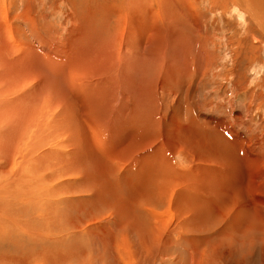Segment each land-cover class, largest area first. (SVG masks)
I'll list each match as a JSON object with an SVG mask.
<instances>
[{"label": "rangeland", "instance_id": "obj_1", "mask_svg": "<svg viewBox=\"0 0 264 264\" xmlns=\"http://www.w3.org/2000/svg\"><path fill=\"white\" fill-rule=\"evenodd\" d=\"M246 3L0 0V185L54 200L18 216L32 232L0 223V264H264V16Z\"/></svg>", "mask_w": 264, "mask_h": 264}, {"label": "bare ground", "instance_id": "obj_2", "mask_svg": "<svg viewBox=\"0 0 264 264\" xmlns=\"http://www.w3.org/2000/svg\"><path fill=\"white\" fill-rule=\"evenodd\" d=\"M243 2L244 1H246L247 3L245 4V5H247V7L249 8V7H251V6H253L254 5V10L256 11V13H257V17L259 18L260 16H264V14H262V13H264V0H242ZM257 3H260L259 5H257ZM255 4H256V6H260L261 5V8H258V7H255ZM251 5V6H250ZM177 16V15H176ZM261 18V17H260ZM261 21V20H260ZM5 29V28H4ZM177 39V38H176ZM157 53V52H156ZM158 55V54H157ZM56 60V59H55ZM53 62V61H52ZM54 64V63H53ZM57 66H58V68H61L60 67V62L59 63H57ZM68 65H66V67H67ZM52 70V69H51ZM50 70V71H51ZM67 70V69H66ZM53 72H54V70H53ZM178 81V80H177ZM175 84V83H174ZM178 84V83H177ZM171 85V84H170ZM176 86H178V85H176ZM169 87V86H168ZM18 88H19V86H18ZM170 88V87H169ZM176 88V87H175ZM21 89V88H20ZM15 90V89H14ZM6 92H7V94H9V92H10V89L9 88H7L6 90H5ZM173 91V90H172ZM4 92H0V94H3ZM12 93V92H11ZM130 96V95H129ZM6 110V109H5ZM8 110H11L12 111V109H8ZM13 110H15V109H13ZM189 110V109H188ZM18 112V111H17ZM12 116V115H11ZM15 116V115H14ZM32 116H30V118H31ZM27 119V118H26ZM25 119V120H26ZM41 119V118H40ZM25 120H21V121H25ZM20 121V122H21ZM39 121V120H38ZM42 121V120H41ZM19 125V124H18ZM16 129L17 128V126H14V125H9V124H7V123H5L4 122V120L3 119H1V117H0V132H3V133H0L2 136L4 135V133H10L11 134V129ZM26 129V128H25ZM25 131V130H24ZM42 131V130H41ZM23 132V131H22ZM18 138L20 137L19 135L17 136ZM34 138V137H33ZM2 139V137L0 138V140ZM25 141L26 140H23V141H21V142H23V143H25ZM18 146V145H17ZM7 150V149H6ZM4 152V151H3ZM8 152V151H7ZM13 153H14V150H13ZM19 155H18V157L21 159V148H19ZM131 155V154H130ZM129 156V155H128ZM15 157H17V156H15ZM127 157V156H126ZM133 157V156H132ZM39 158V157H38ZM119 158V157H118ZM130 158H131V156H130ZM48 159V158H47ZM207 159V158H206ZM36 160V159H35ZM45 160V159H44ZM49 160V159H48ZM143 160H145V159H143ZM149 160H151V159H149ZM22 161L23 162H20V163H22V164H25L26 165V158L24 157V158H22ZM26 163H25V162ZM49 162H50V160H49ZM7 163V162H6ZM47 163V162H46ZM145 163V162H144ZM121 164V163H120ZM147 165V164H146ZM16 166V165H15ZM24 166V165H23ZM20 167V166H19ZM119 167V166H118ZM10 168V167H9ZM49 168V167H48ZM195 168V167H194ZM21 169V168H20ZM11 172V171H10ZM19 172H21V171H19ZM6 173V172H5ZM12 173V172H11ZM15 173V172H14ZM18 173V172H17ZM192 173V172H191ZM202 173H203V170H202ZM202 173H200V174H202ZM8 174H9V172H8ZM21 174V173H20ZM196 174V173H195ZM198 174V173H197ZM16 175V174H15ZM206 175V174H205ZM209 175V174H208ZM14 176V174L12 175V177ZM55 176V175H54ZM207 176V175H206ZM191 177V176H190ZM197 177V176H196ZM200 177H201V175H200ZM16 178V177H15ZM204 178V177H203ZM196 179V178H195ZM13 180H14V178H13ZM17 180V179H16ZM22 180H24V179H22ZM7 181V182H6ZM5 182L4 181H2V185H0V210H2V209H4V211L0 214V223L2 224V226L4 227V228H6L8 231H10V230H13V228L14 227H17V230H18V228L19 229H21V231L22 230H24V231H26L27 233L28 232H32L33 230H35L36 229V224H34V223H32V222H30V221H28V220H25V219H19L18 218V216H27L29 213H35V214H37V215H39L40 216V214L41 213H43L44 212V208H48L47 206H48V202H50V201H54V200H52L51 198H47L46 197V195L44 194V193H41V196H39V195H37L36 197L35 196H33V195H30L29 194V192H30V190L28 189V186H23L22 184H16V183H14V182H12V180H10V178H9V181L8 180H6ZM47 181H49V180H47ZM199 181H201V180H199ZM199 181H197V182H199ZM181 182V181H180ZM187 182H189V181H187ZM195 182V181H194ZM21 183V182H20ZM204 183H206V184H208L207 182H204ZM181 186V185H180ZM199 186V185H198ZM209 186V185H208ZM210 186H212V185H210ZM209 186V187H210ZM45 187V186H44ZM47 187V186H46ZM179 187V186H178ZM191 187H192V185H191ZM186 188H188V186L186 187ZM185 188V189H186ZM207 187H205V189H206ZM213 188V187H212ZM211 188V189H212ZM173 189V188H172ZM187 190V189H186ZM197 190V189H196ZM175 191H176V189H175ZM183 191V190H182ZM56 192V191H55ZM198 192V191H197ZM201 192H202V190H201ZM204 193V192H203ZM170 194V193H169ZM199 194V193H198ZM202 194V193H201ZM191 196H193L192 194H190ZM189 195V196H190ZM206 195V194H205ZM208 195V194H207ZM197 196V195H196ZM202 196V195H201ZM173 197V196H172ZM198 197V196H197ZM193 198V197H192ZM206 199V198H205ZM211 199V198H210ZM190 200V199H189ZM204 200V199H203ZM189 202V201H188ZM193 202V200L191 201V203ZM24 205L25 206V208H24V210L23 211H18V210H15V208L18 206V205ZM188 204V203H187ZM55 205V208H53V209H58L57 207V205L56 204H54ZM53 205V206H54ZM59 210V209H58ZM42 216V215H41ZM49 219H51L52 221L54 220V218L50 215V214H48V216H47ZM35 227V228H34ZM249 227V226H248ZM251 227V226H250ZM6 230V231H7ZM49 230V232H51L52 230H50V229H48ZM249 230V229H248ZM243 231V233H246V232H244L245 230H242ZM250 231V230H249ZM25 232V233H26ZM46 233V232H45ZM226 233V232H225ZM248 233V232H247ZM10 234V233H9ZM248 234H250V233H248ZM2 235V234H1ZM5 235V234H4ZM229 235H231V234H229ZM247 235V234H246ZM244 236H245V234H244ZM3 237V236H2ZM229 237V236H228ZM247 237H248V235H247ZM37 238V237H36ZM39 238V237H38ZM43 238V236L41 237V238H39V239H42ZM244 240H246V239H243V241ZM32 241V240H31ZM22 242V241H21ZM247 242V241H246ZM33 243V242H32ZM32 250H33V248H31ZM30 249V250H31ZM7 256V255H6ZM5 256V257H6ZM41 256H44V255H41ZM45 256H47V255H45ZM53 256H55V255H52V257ZM61 256V255H60ZM66 256V255H65ZM8 257V256H7ZM14 257V256H13ZM31 257V256H30ZM29 257V258H30ZM37 257V256H36ZM84 257V256H83ZM87 257V256H86ZM85 257V258H86ZM23 258H25V257H23ZM33 258V257H32ZM39 258V257H38ZM42 258H44V259H42ZM46 257H41V260H39V259H37L36 258V260L38 261V262H42L41 264H46L47 263V259H45ZM49 258V257H48ZM81 258V257H80ZM79 258V259H80ZM25 259H28V258H25ZM35 259V258H34ZM52 261H53V259L52 258H50ZM49 259V260H50ZM57 259V258H56ZM55 259V260H56ZM5 260H7V259H5ZM5 260H1L2 261V263L3 264H13V262L11 261V260H8V262L7 261H5ZM35 260V261H36ZM50 260V261H51ZM60 260H61V258H60ZM63 260V259H62ZM17 261V260H16ZM33 262H34V260H32ZM31 261V262H32ZM68 261V260H67ZM79 261V260H78ZM83 261H84V259H83ZM10 262V263H9ZM30 262V263H31ZM53 262H55V261H53ZM18 263H20V261H18ZM71 263V262H70ZM84 263V262H83ZM22 264H24V263H22ZM68 264V263H67Z\"/></svg>", "mask_w": 264, "mask_h": 264}, {"label": "crops", "instance_id": "obj_3", "mask_svg": "<svg viewBox=\"0 0 264 264\" xmlns=\"http://www.w3.org/2000/svg\"><path fill=\"white\" fill-rule=\"evenodd\" d=\"M253 10H254V7H253ZM255 11V10H254ZM256 12V11H255ZM262 14H264V13H262Z\"/></svg>", "mask_w": 264, "mask_h": 264}]
</instances>
